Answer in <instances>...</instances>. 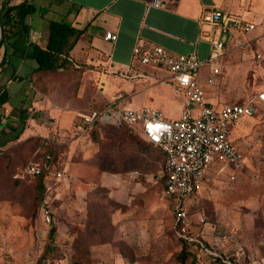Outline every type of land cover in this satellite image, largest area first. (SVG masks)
Segmentation results:
<instances>
[{"label":"rangeland","instance_id":"rangeland-1","mask_svg":"<svg viewBox=\"0 0 264 264\" xmlns=\"http://www.w3.org/2000/svg\"><path fill=\"white\" fill-rule=\"evenodd\" d=\"M249 1L258 7L262 2ZM242 6L248 7V4L239 7ZM223 12L233 16L229 11ZM248 12H252L251 8ZM39 13L40 8L35 5L30 17L36 22ZM247 18L245 15L244 19ZM253 21L256 33L249 37L258 34L264 39V18L255 16ZM77 65L74 73L51 75V82L50 77H42L33 83L35 90L46 93L55 104H65L66 111H72L66 112L70 115L68 125L63 128L50 125L47 136H39L51 139L61 147L54 169L55 172L63 171V178H48L43 196L52 221L46 224L40 210L44 197L34 215L28 211L25 188L33 178L23 177L24 165L18 163L9 174H0V264H49L42 262L41 256L52 227V251L61 255L52 264H70L73 257L71 244L76 235L85 233L88 219L99 226H108L105 230L108 242L93 244L91 240L88 257L80 255L89 264H178L182 237L175 230L173 210L163 194L159 177L162 160L149 161L147 170L101 172L91 162L99 144L91 137L73 138L76 134L72 123L76 120V112L116 100V109L151 107L159 110L164 118L173 119L177 116L174 105L181 103L180 94L170 85L154 79L123 80L109 74L110 70L104 65L98 66V71L93 66ZM218 68L220 74L216 85L210 87L201 83L208 89L205 98L215 107L240 103L260 89L259 70L237 48L219 59ZM137 71L158 79L168 75L164 70L150 66L137 65ZM205 71L203 69L200 75L202 80ZM47 119L54 121L51 117ZM231 131V139L242 154V168H225L221 174L212 169L210 172L214 177L208 185L187 200L184 224L187 238H183L188 253L185 264H218L215 259L226 264H264V111L259 116L241 120ZM127 133L136 145H140L138 136L128 130ZM15 134L3 135L0 139V146L6 153L28 139L21 136L15 141L12 139ZM100 138L113 144L121 163L127 162L130 142H126L119 131L102 130ZM158 152L148 150L155 158L160 157ZM23 159L25 165L34 162L32 155L23 154ZM14 181L24 182L25 188L15 186Z\"/></svg>","mask_w":264,"mask_h":264},{"label":"built area","instance_id":"built-area-1","mask_svg":"<svg viewBox=\"0 0 264 264\" xmlns=\"http://www.w3.org/2000/svg\"><path fill=\"white\" fill-rule=\"evenodd\" d=\"M159 5V0H153L152 6ZM202 20L216 27L220 33L218 39L212 40L207 59L200 61L192 54H174L161 46L139 41L132 48V59L138 65L164 70L168 73L167 77L158 79L130 69L109 71V74L117 75L123 80L154 79L158 83L172 86L183 101L178 117L166 119L159 110L151 107L140 110L124 107L116 109L118 101H112L100 110L75 113L76 120L83 124L77 127V139L88 135L89 128L96 124L125 127L130 133L162 151L164 162L159 177L163 179V194L170 201L175 230L184 239L187 238L184 236L187 200L200 192L206 172L214 168L221 174L225 168H242V154L230 138L232 127L241 120L259 116L264 111L262 50L252 52V61L259 70L257 81L260 89L255 95L249 96L241 104H225L218 108L207 103L201 83L210 87L216 85L220 74L218 61L225 54V44L230 42L234 33L242 37L251 34L255 25L242 15L232 16L220 9L206 13ZM103 38L105 41L115 42L117 35L105 32ZM250 42L244 38L237 48L245 53ZM100 56L104 63L109 62L107 54ZM203 69H208L209 73L202 80L200 75ZM39 173L37 163L27 165L22 170V175L26 178H33ZM15 178L20 176L15 175ZM55 178L62 180L63 171L57 172ZM44 203L46 197L40 206L41 218L44 223L49 224L52 221L51 211Z\"/></svg>","mask_w":264,"mask_h":264},{"label":"crops","instance_id":"crops-1","mask_svg":"<svg viewBox=\"0 0 264 264\" xmlns=\"http://www.w3.org/2000/svg\"><path fill=\"white\" fill-rule=\"evenodd\" d=\"M20 1L15 0L13 3ZM29 1L40 8V13L37 15L36 22L29 17L28 40L44 46L49 21H63L76 29L84 30L72 51V60L77 64L96 67L95 71H98L97 67L101 65L108 70L137 71L138 64L132 59L131 53L133 46L139 41L161 46L174 54H192L200 61L207 59L211 42L218 39L220 33L216 27L202 19L206 13L214 9L229 11L233 15L243 14L244 18L246 15L247 21L254 25L255 16L262 15L264 18L263 0L259 7L254 6L255 3H250L249 0H159L158 7L152 6L153 0ZM240 4H248V7H239ZM249 8L252 12H248ZM105 32L115 33L116 41H105L103 38ZM252 33H256V29ZM251 34L242 37L234 33L230 42L225 44V54L220 59L222 60L234 47L237 48V45L246 38L251 42L247 51L242 54L252 61L254 50L264 51V39L258 37V34L256 37H249ZM235 41L239 42L234 45ZM239 53H241L240 50ZM103 54L110 57L109 62L103 63L100 58ZM1 59L2 57H0V119L4 121L2 120L0 124V139L3 135L10 133L11 127H18L21 121L20 112L27 115L26 119H22L25 121L23 138L47 136L50 125H56L59 128L68 125L70 115L67 113L72 111H66L65 104H55L49 96H46V93L35 90L36 87L33 84L35 79L31 80L36 68L33 60L17 56L10 57L6 62L1 63ZM77 64H74L75 68H78ZM205 73V76L209 73L208 69ZM171 88L174 90L172 86ZM204 91L206 96L208 89ZM206 101L213 105L212 101L208 99ZM182 105V99L181 103L174 105L176 117ZM48 117L54 121H50ZM78 122L74 119L72 123L75 134H77ZM85 137L88 138L89 135ZM73 138L77 139L75 135ZM79 139H83V136ZM212 169L215 170L211 168L206 172L201 190L214 177V173L210 172Z\"/></svg>","mask_w":264,"mask_h":264},{"label":"trees","instance_id":"trees-1","mask_svg":"<svg viewBox=\"0 0 264 264\" xmlns=\"http://www.w3.org/2000/svg\"><path fill=\"white\" fill-rule=\"evenodd\" d=\"M15 0H2L0 3V24L2 27V38L0 41V54L1 63L6 62L10 57L24 56L36 63V68L32 73L31 80L36 83L37 80L42 77H51V75L74 73L75 68L74 60H72V51L78 41L80 40L84 30H79L63 21H49L47 39L44 46H40L35 42L28 40L30 31L29 17L35 11V6L29 0H21L19 3H13ZM118 101V100H116ZM245 101V100H244ZM240 103L235 104H241ZM108 104V103H107ZM107 104L89 110H100ZM21 121L19 127H11L10 133H15L13 140L19 139L25 129V121L27 115L21 113ZM0 124L3 119H0ZM20 120V118H19ZM4 121V120H3ZM78 125L83 126L81 122ZM113 129L119 131L120 135H123L126 142H130L131 152L127 153V162L121 163L114 153L113 144L100 138V131ZM7 134V135H8ZM91 140L99 144L98 151L91 160L92 164L97 167L101 172L107 173H123L131 170L148 169L149 161L162 160L161 168L164 162V155L158 148H151L142 139L140 145H136L131 139L132 136L127 133L125 127L115 128L110 125L96 124L87 131ZM13 150L5 152L2 146H0V174H7L20 163L25 165L26 161L23 159V154L28 156L32 155L33 163H37L40 167V173L33 177V181L29 186L25 188L24 182L14 181L15 186L22 185L28 191L26 200L28 201V211L34 215L39 207L45 190H47L48 178L54 177L55 166L58 161L60 148L57 143L51 139H42L39 137L28 138L21 143H18ZM63 149V148H62ZM155 149L160 157L155 158L154 155L149 154L148 150ZM135 154L136 156H133ZM152 162V163H153ZM122 167V168H120ZM1 169L4 171L1 172ZM9 174V173H8ZM163 183V179H161ZM107 227L97 225L93 220L88 219L86 222L85 233L76 235L71 244L73 257L70 264H89L82 260L80 255H89V246L93 244H104L108 242V236L106 235ZM48 242L45 244L43 253L41 256L42 262L48 261L52 264L55 259L61 258L59 253H53L52 247L54 238V228L52 227L48 233ZM87 234V235H86ZM89 237V239L86 238ZM181 251L177 256L178 264H185V259L188 256L187 246L182 238ZM217 260L218 264H226Z\"/></svg>","mask_w":264,"mask_h":264},{"label":"water","instance_id":"water-1","mask_svg":"<svg viewBox=\"0 0 264 264\" xmlns=\"http://www.w3.org/2000/svg\"><path fill=\"white\" fill-rule=\"evenodd\" d=\"M1 38H2V27H1V24H0V41H1Z\"/></svg>","mask_w":264,"mask_h":264}]
</instances>
